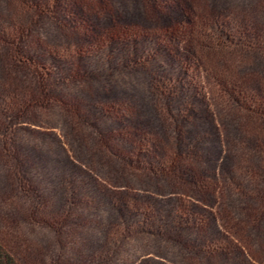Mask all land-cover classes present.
I'll use <instances>...</instances> for the list:
<instances>
[{
	"label": "rangeland",
	"instance_id": "1",
	"mask_svg": "<svg viewBox=\"0 0 264 264\" xmlns=\"http://www.w3.org/2000/svg\"><path fill=\"white\" fill-rule=\"evenodd\" d=\"M183 1L187 22L244 15L264 42V0ZM173 5L0 0V34L23 52L0 40V241L18 264H264V211L246 215L264 193V115L211 80L226 76L264 113V50L208 54L192 32L168 36ZM40 86L47 99L7 118L13 96ZM173 155V173L159 172ZM157 223L196 249L159 236Z\"/></svg>",
	"mask_w": 264,
	"mask_h": 264
},
{
	"label": "trees",
	"instance_id": "2",
	"mask_svg": "<svg viewBox=\"0 0 264 264\" xmlns=\"http://www.w3.org/2000/svg\"><path fill=\"white\" fill-rule=\"evenodd\" d=\"M173 2L175 3L172 8L173 18L169 22L162 23L160 32L165 33L168 36H179L192 32L193 35H196V40L198 42L197 46L201 51H204L208 54H223L227 49L232 48L233 46H251L253 45L252 42L258 44L259 48L261 47L264 50V42H261V40L259 39V27L248 17L244 15L238 16L236 14L230 13V18H232L234 24H228L225 22V20L222 19V15H213L212 18L206 21H200L199 23L194 22L193 25L190 21L187 22L189 19L188 17L190 14V8L181 6L183 5L184 1L173 0ZM235 26L239 27L240 29H235ZM21 29L22 26H14L12 34L14 36H17L18 32H20ZM118 33V36H125L123 35L122 31H119ZM107 34L110 35L109 32H107ZM110 38L113 40V37ZM0 40L3 41L8 46V48H10V51L13 52V56L15 55L14 57H18L20 54H23V52L20 51V45L18 42H16V39H9L5 35L0 34ZM188 55L190 56V54ZM29 57L30 56L27 55V63ZM41 57L43 60H45V56L41 55ZM41 57L39 55L38 59L40 60ZM76 57L80 62L82 59V51H77ZM50 59L54 61L52 56L50 57ZM43 62H41V64L39 63L37 67V73L40 78H42V76L44 75L42 68ZM76 67L77 70H79L81 66L77 64ZM211 80L217 92L227 94L231 101L238 103L242 110L248 113L256 112L257 115L260 116L264 115L263 109L261 107H257L258 109L253 110L254 107L252 106L251 101L248 100L255 97H253V95H249L246 90L241 89V100H239L238 97H235V87L231 85V81L226 76L216 71L211 72ZM47 98V90L42 86H40L35 93L33 92L30 98H24L20 100L18 97L13 96L12 99H10L9 103L10 112L6 116L10 120L16 121L21 117L30 114L31 110H33V106L37 105L38 102H41L42 100ZM179 161L180 160H178V158L173 155L172 157H170L169 162L164 167L162 166L158 171L170 176L173 173V170L176 169L177 165L180 164ZM76 175L79 176L77 172L74 173L68 171V181L73 187L76 186ZM250 199H254L253 196H250ZM256 201L260 203L259 206L256 207L252 204H248L246 208V215L248 218L258 217L257 215H259V212L264 211V193L257 195ZM176 208V216L180 219L183 213H185V205L182 201H179ZM126 217L127 216L122 211V208L119 207L117 212L118 221H122L128 224L129 219ZM161 224L162 223L156 224L159 228V236H164L167 241H173V245H177L181 249L187 250L188 252H193V250L196 249L194 248V246L183 243L180 237H175L177 235H173L170 232H163L161 229ZM0 264H18L15 256L6 249L1 241Z\"/></svg>",
	"mask_w": 264,
	"mask_h": 264
}]
</instances>
